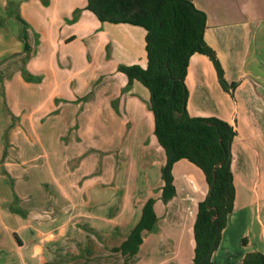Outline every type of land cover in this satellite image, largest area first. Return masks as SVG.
Returning <instances> with one entry per match:
<instances>
[{
  "label": "crops",
  "instance_id": "0c3cea01",
  "mask_svg": "<svg viewBox=\"0 0 264 264\" xmlns=\"http://www.w3.org/2000/svg\"><path fill=\"white\" fill-rule=\"evenodd\" d=\"M192 2L206 14L204 40L225 80L236 84L224 92L211 62L190 57L188 114L236 131L234 206L212 264H240L248 253L264 255V0ZM86 5L0 0V264H123L112 249L148 199L157 230L143 232L129 264H190L204 175L177 161L175 196L161 201L166 157L150 95L118 71L146 67V32L101 23Z\"/></svg>",
  "mask_w": 264,
  "mask_h": 264
},
{
  "label": "trees",
  "instance_id": "16d2710c",
  "mask_svg": "<svg viewBox=\"0 0 264 264\" xmlns=\"http://www.w3.org/2000/svg\"><path fill=\"white\" fill-rule=\"evenodd\" d=\"M85 9L101 23L130 24L146 32V67L119 66L118 71L126 75L128 86L136 80L150 95L153 133L166 157L161 168V201L166 204L175 196L172 167L177 161H188L204 175L208 193L198 203L190 264H212V254L220 244L234 206L231 146L236 131L216 117L188 114L185 78L190 57L200 54L211 62L224 92L232 95L236 84L225 80L215 51L204 40L206 14L192 0H87ZM78 14L76 10L73 20ZM21 72L27 78L26 70ZM153 205V199L145 202L137 224L121 245L112 249L126 258L123 264H129V259L137 254L143 232L157 230ZM240 264H264V255L248 253Z\"/></svg>",
  "mask_w": 264,
  "mask_h": 264
},
{
  "label": "rangeland",
  "instance_id": "374dc122",
  "mask_svg": "<svg viewBox=\"0 0 264 264\" xmlns=\"http://www.w3.org/2000/svg\"><path fill=\"white\" fill-rule=\"evenodd\" d=\"M232 251H235V250H232Z\"/></svg>",
  "mask_w": 264,
  "mask_h": 264
}]
</instances>
